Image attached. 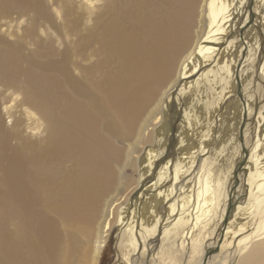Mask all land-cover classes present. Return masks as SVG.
I'll list each match as a JSON object with an SVG mask.
<instances>
[{"label": "bare ground", "instance_id": "obj_1", "mask_svg": "<svg viewBox=\"0 0 264 264\" xmlns=\"http://www.w3.org/2000/svg\"><path fill=\"white\" fill-rule=\"evenodd\" d=\"M41 1L2 0L0 9L52 19ZM103 1L98 15L88 1L64 8L74 30L84 15L97 16L95 32L76 43L77 65L71 50L40 65L0 40V71L10 81L28 75L44 128L38 142L14 147L0 118V264H99L108 209L133 153L123 157L110 138L148 112L139 140L157 111L153 142L136 161V190L115 216L135 245L130 263L238 264L246 246L248 255L264 245V0L253 8L250 0H204L196 44L156 102L188 48L199 0ZM92 40L99 54L85 64ZM106 66L97 84L83 82ZM237 135L240 159L225 153Z\"/></svg>", "mask_w": 264, "mask_h": 264}, {"label": "rangeland", "instance_id": "obj_2", "mask_svg": "<svg viewBox=\"0 0 264 264\" xmlns=\"http://www.w3.org/2000/svg\"><path fill=\"white\" fill-rule=\"evenodd\" d=\"M1 1L2 0H0V2ZM87 1L89 2L88 4L94 9L95 14L98 15V13H100L99 8L104 4V1L77 0L76 4L83 5L87 3ZM41 2H42L41 6L46 9L48 15H50V18L52 19L50 20L49 18L43 19L30 8H25V7L21 9L18 8L23 6L6 4L5 8H1L0 9V40H2L6 44L18 46L23 55L31 56L35 60V62H37L40 65L47 64L44 62H48L49 60L53 61L57 59L60 51H64V50H68V51L71 50L72 57L75 60V61L73 60L74 63L75 62L78 63L80 57L78 54L76 55L77 51L74 52V50L78 49L77 47H79L80 45L77 46V44L81 43L82 42L81 40L84 41L89 36L91 37V34L95 32V19L97 18V16L95 14L93 15L95 16L93 17L94 22L92 20L89 21L84 20L85 17L87 19L88 16L87 15L85 16L83 14L84 8H81L79 12L82 13L81 11H83L82 14L84 16L82 18L83 19L82 22L83 21L84 22L81 24L82 26H80L79 28L77 27L74 30L73 28H75L76 25L72 27L73 23H71V17H69V14L65 13V9H64L65 6H68L70 4V2L72 3V0L71 1L42 0ZM203 3L204 0H199L198 2V6L196 8L197 19L194 18V22L190 34L191 39L189 40L188 48L186 49V51H184L181 54V57L174 62L170 76L160 85V87L156 89L155 102L159 100V98L166 90V88L178 78L177 77L178 71L180 69L179 67L182 63V60L196 44L197 41L196 37L200 27L199 24L200 18L198 16L199 14L201 15ZM55 28L57 30H54ZM87 48L88 50L85 53L89 56V58L86 62H84L85 64L87 63L89 64V62H91L92 60L94 62V60L96 59L95 51L98 53L97 51L98 44L96 43L95 40H92ZM77 63L75 64L77 65ZM23 65L26 68L24 70H28L27 69L28 67L33 68V65H30L29 62L26 63V61L24 60H23ZM36 70L39 71L38 69ZM110 71H111V67H107V66L102 69L91 70L90 72H88L90 74L88 75L89 78L86 79L85 77H83V82L92 84L94 86L95 84L98 83L95 81H97L99 78L103 79V77ZM0 77H1L0 78V118L2 119L4 125L6 126L8 133L10 134L9 137L10 146L20 147L21 145H23V143L25 144L30 142V140L33 142H38L40 135H43L44 133L43 132L44 128H41V130L38 129L39 128L38 123H40L39 120L40 116L38 115L39 114L38 103L40 104L39 102L40 100L38 99L37 96L34 95L35 92H33V90H30L29 92L26 91L27 87L29 86L28 85L29 82L27 80L28 75L24 73H20V75L18 74L15 77L16 78L15 81H10L11 79L9 80L8 75L7 74L4 75V73L0 71ZM32 100L35 101V104L32 103ZM26 101L29 102V104ZM240 105L241 107L243 106V104ZM263 105L264 102H262L261 106ZM32 107L34 109H32ZM147 113L148 112L142 113V117H140V120L137 122V126L130 133L127 129L123 128L120 134H116L113 136L111 135L112 138H110V141L113 142L115 146L117 145L116 146L117 149L121 150V152L123 153V157H125L126 153L129 150L128 149L129 147H132L133 153L129 165L126 166L124 170L125 175H127L125 176L124 179L125 184L123 185V187H121L119 193L115 195L116 197L112 200L108 209L110 216L108 217L107 223L109 228L110 227L111 228L110 229L108 228L109 230L107 229V232L104 233L105 245L101 253L99 264H131L130 257L132 256L133 253L135 254L134 252L135 245H133L132 243L131 240L132 238L129 237L127 233H125L126 231H120L119 228L121 227V225L119 224L118 219H116L118 217L115 218V216L117 214L116 211L118 210V208L120 206H123L126 200L130 199L131 196L134 194V191L136 190L137 182L139 180V172H137L138 170L136 167V163H137L136 161H138V158L143 152L144 148L147 145L152 144L153 130L160 121V111H157L154 117L149 121L147 127H145L141 135V138L138 140L139 130L141 128L142 123L144 122V118L146 117ZM262 124L264 125V122ZM238 127L239 130L242 128V122ZM238 137L239 135L235 137L236 142L233 143L232 146L229 148V150L225 151V153H230L231 156L233 155L234 157L236 153L240 152L241 148H238L240 147L239 144L236 145L238 143ZM261 137L264 138V132L261 134ZM239 155L240 153L237 154V157L240 159ZM123 163H125V159L123 160ZM123 163H121V166L124 165ZM225 163H227V161H224L223 166L221 167L222 169L221 171L225 170L226 168ZM244 174H245L244 180H242V182L240 181L238 185L239 187L245 186V183L247 181V173ZM56 175H58V179L56 180H59L56 182H61L62 181L60 180L61 173L59 172ZM111 192L113 193V190ZM245 194H247V192L246 193L244 192L242 196H245ZM103 206H101L102 209ZM101 208L100 211L102 210ZM62 226L64 227V228L61 227L64 229L63 232L74 231V228H65L66 226L63 224ZM172 237L174 238V236ZM174 240L178 241L180 240V237L178 236L176 239H172V238L169 239L168 237L167 240L164 241L165 246H168V248H172L171 245L173 246V244H169V243H171ZM248 247L249 246H246L243 251L241 250L240 252L241 254L239 258L242 260L238 264H245V263L264 264V245L263 244L260 245L256 253H252V254L249 253L248 255H246L247 254L246 249H248ZM163 255L167 258L165 253ZM243 255L246 256L244 257ZM169 261L171 260L168 259V262Z\"/></svg>", "mask_w": 264, "mask_h": 264}, {"label": "water", "instance_id": "obj_3", "mask_svg": "<svg viewBox=\"0 0 264 264\" xmlns=\"http://www.w3.org/2000/svg\"><path fill=\"white\" fill-rule=\"evenodd\" d=\"M254 7V0H250V8Z\"/></svg>", "mask_w": 264, "mask_h": 264}]
</instances>
